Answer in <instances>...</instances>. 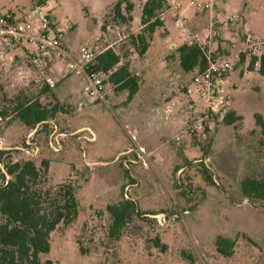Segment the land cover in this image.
Listing matches in <instances>:
<instances>
[{"label":"rangeland","instance_id":"374dc122","mask_svg":"<svg viewBox=\"0 0 264 264\" xmlns=\"http://www.w3.org/2000/svg\"><path fill=\"white\" fill-rule=\"evenodd\" d=\"M114 1L57 0L51 14L63 42L75 49L95 38L97 50L118 40L121 62H129L140 82L130 102L126 91H115L110 83L104 85V99L92 102L80 79L67 72L65 62H57L54 69L61 70L50 73L56 82L51 95L63 110L53 122L30 128L17 118L15 107L37 98L52 106L54 98L39 94L25 65L0 62V150L11 151L1 160L31 159L39 165L46 159L50 185L67 179L76 185L78 215L52 232L47 257L54 264H264V202L244 199L239 187L243 176L264 172V135L255 122L256 114L264 116V75L249 70L247 59L248 72L230 73L224 85L228 112L239 119L229 125L215 117L211 129L191 134V106L198 105L188 87L197 70L184 71L178 58L165 60L182 38L164 35L161 27L140 57L127 34L145 0H127L133 9L123 15H130V21L116 18L113 6L108 9ZM236 2L242 9L243 2ZM246 2L245 11H231L224 21L240 16L241 30L246 24L264 41V0ZM29 6L30 0H0L1 11L16 15ZM205 13L201 18L207 30L210 11ZM204 166L215 184L204 178ZM123 199L134 201L142 215H133L113 239L106 206ZM218 237L236 239L232 256L218 252ZM156 238L164 251L154 246Z\"/></svg>","mask_w":264,"mask_h":264},{"label":"trees","instance_id":"16d2710c","mask_svg":"<svg viewBox=\"0 0 264 264\" xmlns=\"http://www.w3.org/2000/svg\"><path fill=\"white\" fill-rule=\"evenodd\" d=\"M169 4L168 0H145L141 5L139 23L142 28L127 34L129 44L140 57L149 47L154 32L164 26L161 14ZM132 9L133 5L127 0H117L112 7L114 16L121 21L131 20L130 15L125 17L123 13L128 14ZM115 45L105 48L96 57L91 70L105 72L114 69L104 84H112L115 91H126V100L130 102L138 92L140 82L136 75L130 72L129 62H121L119 49ZM167 58H178L181 68L186 72L203 70L207 66L204 53L197 45L183 44ZM246 60L243 56L235 71L239 70L243 75ZM255 62V57L250 59L249 70L255 69ZM258 72L264 75V54ZM46 92V87L39 90L41 95ZM52 97L55 99L52 106L43 105L38 98L26 105L16 106L17 118L30 128L53 122L55 115L63 110V107L59 106L54 94ZM238 119L239 117L231 111L224 117L229 125ZM255 122L264 135V116L256 114ZM17 149L24 152L23 148ZM8 152L11 151L0 150V264H54L47 257L50 252L51 234L60 225L67 226L75 221L80 206L76 185L70 179L56 186L50 185L48 160H42L39 165L31 159L13 161L11 157H7L2 161L1 156ZM202 173L208 182L215 184L206 166L203 167ZM239 187L244 199L264 202V172L258 176L254 175V172L248 173L242 177ZM106 211L111 217L108 235L113 239L119 238L133 215H142L136 210V203L129 199L107 205ZM153 244L163 251L166 248L158 238L154 239ZM216 244L218 252L232 256L236 239L218 237ZM80 251L85 253L81 248Z\"/></svg>","mask_w":264,"mask_h":264},{"label":"built area","instance_id":"2783aa9c","mask_svg":"<svg viewBox=\"0 0 264 264\" xmlns=\"http://www.w3.org/2000/svg\"><path fill=\"white\" fill-rule=\"evenodd\" d=\"M57 0H35L33 5L19 15L12 10H0V59L7 49L22 51L26 55L28 70L34 73V82L39 88L46 87L44 96H52L51 91L55 87V80L51 77V64L65 62L66 70L76 75L81 83L83 92L90 100H103L106 91L104 82L114 69L108 71H93L91 66L96 57L105 50H97L98 38L87 40L78 47L76 54L71 53L63 44V31L56 26L52 18V4ZM202 11L213 9L215 0L201 2L191 0L189 2ZM181 3L173 6L179 10ZM243 19L240 16L230 17L224 21L225 25L241 28ZM242 45L234 50L226 52L213 49V43L220 37L221 32L211 24L210 32L187 33L184 35L185 44L199 46L205 56L207 66L203 70H197L188 87V94L198 107H192L191 118L188 126L189 133H204L211 129V119L223 118L230 108L231 102L227 98L224 85L227 77L235 70L242 57L246 59L256 58L255 69L260 68L261 57L264 50V41L251 33L244 24ZM248 72V68L244 70ZM194 86V89L191 88ZM198 115V116H197ZM177 140L181 137L177 136Z\"/></svg>","mask_w":264,"mask_h":264},{"label":"crops","instance_id":"0c3cea01","mask_svg":"<svg viewBox=\"0 0 264 264\" xmlns=\"http://www.w3.org/2000/svg\"><path fill=\"white\" fill-rule=\"evenodd\" d=\"M34 1L35 0H30V6L25 8V9H21V11L23 12L25 10H28L33 5ZM116 1L117 0L112 2L108 6V9H110ZM168 1L170 3L169 7L161 14V18L164 21V26H163L164 30H165L164 35H171L174 39H177L178 37H180V38H182V42L179 45L176 43L173 44L172 49H170L168 54L165 56L166 62L169 60H172V59H168L167 57L169 55H171L172 52L176 48L185 44V40H184L185 34H187V33H201L203 35H206L210 32L211 24H215V28L221 32L220 37H218L215 40V42L213 43V46H212L213 49H218L220 51L226 49V51H227V50H234L235 48L237 49L242 45L243 37L240 35V34H243L242 31L240 29H238L236 26L225 25L224 20H225V18H227L229 16L231 11L232 12H239V11L243 12V11H245V9L247 8V3H248V2H246V0H241L243 2L242 9L239 7L240 5L238 6V2H236L237 0H215V5H214L213 9H211V10L208 9V10H204V11H202L196 7L195 8L197 10H191L190 4H189L190 6L186 5L184 7L183 3L186 0H168ZM176 3H181V8L178 11L173 9V6ZM140 7H139V10H140ZM205 11H210V15H209L210 25H209L207 30H206V28H204L205 24L201 18V14H206ZM132 16H133L132 17L133 21L128 23V26L132 27V29H130V33H135L142 28L139 21L137 22V24L135 21V19H139L140 14L138 16H135V15H132ZM190 22L192 23V26H190ZM104 27L105 26L102 25L101 28L104 29ZM117 41L118 40H108L107 41L108 46H106V48L117 44ZM63 44L71 53L76 54L78 48L75 49L72 46H68L64 42H63ZM149 45H150V42H149ZM232 47H235V48L233 49ZM9 60H10V62L11 61H18L17 63L25 65L24 68H27L26 55L22 51L7 49L5 51V53L3 54V58L0 59V62L4 63V62L9 61ZM54 65H56V63L51 64V69H50L51 72H56V71L58 72V70L59 71L61 70L60 68L54 69ZM245 69H246V67H245ZM232 73H237V70L236 71L234 70ZM54 96H55V94H54ZM56 99H57V97H56ZM54 102H55V99H54Z\"/></svg>","mask_w":264,"mask_h":264}]
</instances>
